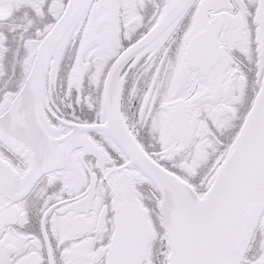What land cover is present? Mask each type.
<instances>
[{
    "label": "snow or ice",
    "instance_id": "6c2138e0",
    "mask_svg": "<svg viewBox=\"0 0 264 264\" xmlns=\"http://www.w3.org/2000/svg\"><path fill=\"white\" fill-rule=\"evenodd\" d=\"M0 264H264V0H0Z\"/></svg>",
    "mask_w": 264,
    "mask_h": 264
}]
</instances>
